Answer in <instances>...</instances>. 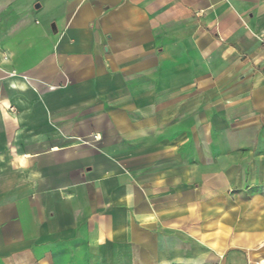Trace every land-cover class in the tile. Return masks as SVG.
Returning <instances> with one entry per match:
<instances>
[{"label": "crops", "instance_id": "0c3cea01", "mask_svg": "<svg viewBox=\"0 0 264 264\" xmlns=\"http://www.w3.org/2000/svg\"><path fill=\"white\" fill-rule=\"evenodd\" d=\"M0 264H264V0H0Z\"/></svg>", "mask_w": 264, "mask_h": 264}]
</instances>
